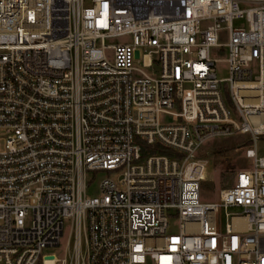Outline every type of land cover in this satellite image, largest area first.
<instances>
[{"label":"built area","instance_id":"1","mask_svg":"<svg viewBox=\"0 0 264 264\" xmlns=\"http://www.w3.org/2000/svg\"><path fill=\"white\" fill-rule=\"evenodd\" d=\"M259 141L264 0H0V264H264Z\"/></svg>","mask_w":264,"mask_h":264},{"label":"rangeland","instance_id":"2","mask_svg":"<svg viewBox=\"0 0 264 264\" xmlns=\"http://www.w3.org/2000/svg\"><path fill=\"white\" fill-rule=\"evenodd\" d=\"M240 22L235 20L234 23ZM227 35L223 34L221 40L226 41ZM118 38H110L107 42L113 43ZM107 55L110 59L114 57V49L108 47ZM218 57H223L218 54ZM218 74L220 77L229 75L228 65L223 61L218 63ZM176 109H179L177 105ZM176 118L167 115L164 121H174ZM240 135L219 136L207 142L202 150L205 153L206 164L205 174L206 178L201 182L200 186V199L205 201H219L220 190L233 184L236 172L233 169L241 165L244 157L242 155L243 148L240 146ZM258 150L264 153V141L258 142ZM224 220V214H223ZM70 225L68 222L65 224V234L61 239L59 246L47 247L44 251L55 252L57 256L61 257L65 252V241L67 233L69 232ZM180 226L177 218H171L170 231L179 232Z\"/></svg>","mask_w":264,"mask_h":264},{"label":"trees","instance_id":"3","mask_svg":"<svg viewBox=\"0 0 264 264\" xmlns=\"http://www.w3.org/2000/svg\"><path fill=\"white\" fill-rule=\"evenodd\" d=\"M157 146H158L159 151H161V152H168L169 151V149L164 147V146H160V145H157Z\"/></svg>","mask_w":264,"mask_h":264}]
</instances>
